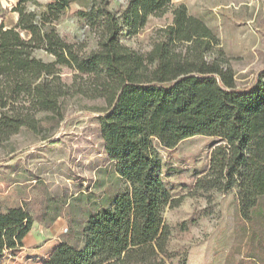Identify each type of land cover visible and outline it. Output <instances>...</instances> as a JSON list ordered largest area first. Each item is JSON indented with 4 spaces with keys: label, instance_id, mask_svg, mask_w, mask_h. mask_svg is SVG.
<instances>
[{
    "label": "trees",
    "instance_id": "16d2710c",
    "mask_svg": "<svg viewBox=\"0 0 264 264\" xmlns=\"http://www.w3.org/2000/svg\"><path fill=\"white\" fill-rule=\"evenodd\" d=\"M72 3L90 46L55 29ZM10 11L16 23L0 22V144L22 128L35 130L36 114H56L65 96L102 98L104 150L128 185L111 206L88 216L80 245L61 242L42 264H173L177 257L186 264L169 247L163 214L179 198L163 179L160 151L195 136L215 143L191 193L234 191L240 220L261 225L249 238L259 253L246 264H264V70L240 89L214 31L171 0H127L119 10L112 0H17ZM165 16L170 22L153 29L146 51L124 44L123 37ZM62 69L71 71L70 85ZM32 224L24 207L0 212V255L21 249Z\"/></svg>",
    "mask_w": 264,
    "mask_h": 264
},
{
    "label": "rangeland",
    "instance_id": "374dc122",
    "mask_svg": "<svg viewBox=\"0 0 264 264\" xmlns=\"http://www.w3.org/2000/svg\"><path fill=\"white\" fill-rule=\"evenodd\" d=\"M126 1L112 0V8L119 10ZM16 2L0 0V17L7 24L16 17L10 11ZM38 2L45 5L50 0ZM78 9L70 4L55 29L67 41L90 46L83 22L74 17ZM187 11L216 34L236 85L250 88L264 70V0H188ZM165 22H170L169 16L151 19L140 35L122 40L146 51L153 29ZM35 56L53 61L42 51ZM62 81L71 84L70 70L62 69ZM106 109L102 98L72 93L59 100L56 114H36L35 130L22 128L0 144V212L24 207L33 219L24 246L4 251L0 264H42L59 243L80 245L88 216L111 206L127 190L104 150L100 115ZM214 143L213 138L195 136L173 150L160 151L163 179L171 195L179 198L163 214L171 230L169 247L186 264H246L249 254L259 253L258 244L249 241L252 229L261 226L259 220L255 218L253 225L240 220L234 191L209 197L191 193L208 169ZM178 261L177 257L173 264Z\"/></svg>",
    "mask_w": 264,
    "mask_h": 264
},
{
    "label": "crops",
    "instance_id": "0c3cea01",
    "mask_svg": "<svg viewBox=\"0 0 264 264\" xmlns=\"http://www.w3.org/2000/svg\"><path fill=\"white\" fill-rule=\"evenodd\" d=\"M187 1L188 0H171V2L173 3V4H180V3H182V4H184L185 6H186V8H187ZM12 14H15V13H12ZM16 15V14H15ZM16 21H17V15H16V17H13L12 18V22L11 23H9V24H7L5 21H4V19H3V22H4V25L6 26V27H11V26H13L15 23H16ZM0 22H1V17H0ZM27 237V236H26ZM25 237V238H26ZM25 240V239H24ZM23 246H24V242H23Z\"/></svg>",
    "mask_w": 264,
    "mask_h": 264
}]
</instances>
